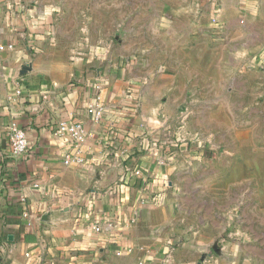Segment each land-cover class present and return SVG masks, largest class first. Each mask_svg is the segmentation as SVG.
Wrapping results in <instances>:
<instances>
[{
    "label": "crops",
    "instance_id": "1",
    "mask_svg": "<svg viewBox=\"0 0 264 264\" xmlns=\"http://www.w3.org/2000/svg\"><path fill=\"white\" fill-rule=\"evenodd\" d=\"M69 2L0 0L9 11L0 33L11 44L0 61V264H206V256L221 264V254H210L218 242L175 221L168 199L176 162L171 129L184 95L177 78L168 65L155 72L140 58L125 66L107 58L102 39L82 45L85 57L56 61L49 51L57 43L60 53L72 50L60 37L109 34L86 15L54 14L55 5ZM195 5L179 13L194 21L189 26L166 24L147 34L177 35L170 51L193 52L196 66L264 68V0ZM120 33L131 32L121 23L114 27ZM138 39L131 50H152ZM98 104L105 112L96 122L90 109ZM12 122L28 137L22 159L10 152ZM76 123L89 135L77 148L56 134L61 124ZM68 154L80 162L66 165Z\"/></svg>",
    "mask_w": 264,
    "mask_h": 264
},
{
    "label": "rangeland",
    "instance_id": "2",
    "mask_svg": "<svg viewBox=\"0 0 264 264\" xmlns=\"http://www.w3.org/2000/svg\"><path fill=\"white\" fill-rule=\"evenodd\" d=\"M108 1L70 0L55 5V15L61 11L81 18L86 15L91 23H105L109 34L60 37L62 47L73 51L60 53L57 43L50 55L59 62L66 55L75 61L89 54L82 48L86 41L102 39L107 58L123 60L124 66L134 58L149 63L155 72L168 65L177 78L178 91L186 95L177 99L180 116L173 119L171 129L176 143L168 196L176 207L173 219L185 224L194 236L206 237L212 245L218 242L210 254H221V264H264V68L232 69L224 61L213 69L208 62L196 66L193 52L170 51L179 43L177 35L147 34L148 28L166 24L172 29L189 26L194 21L180 18L179 13H192L195 0ZM5 12L9 11L3 5L0 29L6 23ZM167 13L171 14L169 20L161 15ZM102 17L107 20L100 21ZM121 23L130 34H114V27ZM137 29L142 31L139 36ZM137 39L152 50H131ZM10 46L0 33V61ZM204 259L212 264L208 256Z\"/></svg>",
    "mask_w": 264,
    "mask_h": 264
},
{
    "label": "built area",
    "instance_id": "3",
    "mask_svg": "<svg viewBox=\"0 0 264 264\" xmlns=\"http://www.w3.org/2000/svg\"><path fill=\"white\" fill-rule=\"evenodd\" d=\"M217 21L215 20L214 23ZM100 101V98H97ZM105 109L101 105L93 106L90 109V114L94 116L96 122L101 121L103 118ZM56 134L60 137L67 138L70 147H79L86 143L89 139V135L87 134L85 128L80 124L76 123L71 126H66L61 124L60 127L57 129ZM8 136H9V147L11 155L14 159H22L28 155L29 152V142L28 137L23 128L16 123L12 122L8 128ZM80 162L79 159H76L71 154L66 155V159L64 163L66 165L73 163V162ZM96 231L100 232L101 228L99 226L94 227Z\"/></svg>",
    "mask_w": 264,
    "mask_h": 264
},
{
    "label": "water",
    "instance_id": "4",
    "mask_svg": "<svg viewBox=\"0 0 264 264\" xmlns=\"http://www.w3.org/2000/svg\"><path fill=\"white\" fill-rule=\"evenodd\" d=\"M49 219V217H48V215L44 218V220H48Z\"/></svg>",
    "mask_w": 264,
    "mask_h": 264
}]
</instances>
